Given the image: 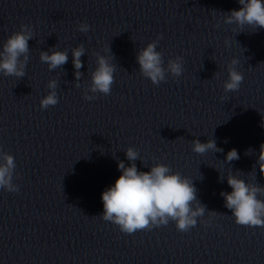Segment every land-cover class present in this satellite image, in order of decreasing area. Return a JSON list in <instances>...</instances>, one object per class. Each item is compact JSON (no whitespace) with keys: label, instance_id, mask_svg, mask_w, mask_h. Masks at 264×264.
<instances>
[{"label":"water","instance_id":"95a60500","mask_svg":"<svg viewBox=\"0 0 264 264\" xmlns=\"http://www.w3.org/2000/svg\"><path fill=\"white\" fill-rule=\"evenodd\" d=\"M20 25L0 15V50ZM28 43L25 77L0 74V150L14 157L19 185L0 189V264H264V227L235 223L220 195L231 191L219 180L230 172L264 185L255 163L239 152L226 163L230 145L115 72L109 95L85 100L96 62L81 57L76 87L71 48L33 29ZM54 46L68 51V62L50 71L39 54ZM52 79L58 103L41 109ZM194 139H214L223 152L197 154ZM128 147L139 152V170L160 163L190 178L198 200L216 212L211 223H201L206 211L187 232L169 221L127 234L104 221L101 194L121 175L118 160L128 165Z\"/></svg>","mask_w":264,"mask_h":264},{"label":"clouds","instance_id":"9594fccd","mask_svg":"<svg viewBox=\"0 0 264 264\" xmlns=\"http://www.w3.org/2000/svg\"><path fill=\"white\" fill-rule=\"evenodd\" d=\"M239 9H231L223 13V22L235 25L243 29L248 26L254 30L264 29V0H237ZM90 26L86 22L78 25V30L87 33ZM162 35L140 49L136 60L140 73L150 79L153 85H159L165 81L166 73L179 77L183 72V57L176 56L169 59L164 66L163 55L157 51V44ZM32 39L30 25L21 24L20 30L7 37L0 50V74L23 78L29 60V40ZM228 40L225 44L228 45ZM110 51L109 48L105 52ZM72 64L76 87H80L82 76L80 69L83 67L81 57L85 54L83 44L71 49ZM39 59L46 63L50 71L61 68L68 62L67 50H56L55 46L47 51H40ZM112 57L96 53V67L91 72V82L84 92L85 100H93L95 94L109 95L114 83L115 65ZM239 60L232 58L227 65L228 78L223 82L224 92L238 91L244 76L237 69ZM57 80H49L47 88L50 90L40 100V108L47 109L58 103ZM92 93V95H89ZM227 142V141H225ZM192 150L197 154H205L209 151L223 152L217 147L214 139L201 142L192 140ZM252 149L247 150L251 154ZM128 165L123 160H118L117 167L121 175L115 183L107 187L101 194L103 213L100 217L104 221L112 222L120 231L133 234L140 230H151L154 227L167 225L173 221L178 231L187 232L195 227L198 218H203L207 208L197 198V189L192 180L182 176L179 172H173L166 164H154L149 171H141L137 168L136 161L140 160L138 150L128 147L125 150ZM240 158L238 151L233 148L225 155V162L230 163ZM144 165V164H143ZM256 165L264 176V143H261ZM256 165L253 166V170ZM16 168L15 159L11 154L0 150V189L8 192H18L19 185L13 182V174ZM252 170V171H253ZM239 172V171H238ZM251 173V172H250ZM227 180L230 192L221 191L224 198V206L231 211L235 223L242 226L264 227V185L246 182L239 175L228 173L225 177L220 175L219 180ZM209 219H201V223L208 225L216 212H209Z\"/></svg>","mask_w":264,"mask_h":264}]
</instances>
